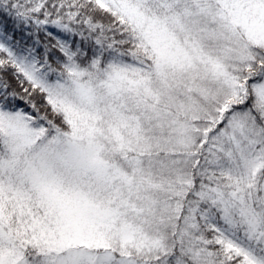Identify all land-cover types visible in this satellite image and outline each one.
Instances as JSON below:
<instances>
[{
	"label": "snow or ice",
	"instance_id": "snow-or-ice-1",
	"mask_svg": "<svg viewBox=\"0 0 264 264\" xmlns=\"http://www.w3.org/2000/svg\"><path fill=\"white\" fill-rule=\"evenodd\" d=\"M0 264H264V0H0Z\"/></svg>",
	"mask_w": 264,
	"mask_h": 264
}]
</instances>
